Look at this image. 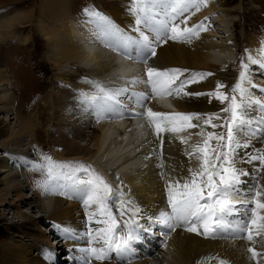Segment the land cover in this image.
<instances>
[{
	"label": "bare ground",
	"instance_id": "obj_1",
	"mask_svg": "<svg viewBox=\"0 0 264 264\" xmlns=\"http://www.w3.org/2000/svg\"><path fill=\"white\" fill-rule=\"evenodd\" d=\"M42 2L40 10L46 13L52 19L50 23L54 24L49 30L45 27V20L36 18L38 31L47 44L45 58L52 70L48 123L51 126L52 122V131L58 134L65 148L62 154L54 153L53 158L57 161L63 160L65 158L63 153L66 152L72 153L70 157L74 158L71 160L91 161L101 171L100 174L106 175L107 181L114 189L122 190L126 198L139 205L145 215L158 214L159 211L167 208L168 179L188 175V169L199 167L196 155L189 156L188 153L192 152L193 144L202 141L203 138L196 135L201 129H189L178 134L165 132L158 138L152 127L149 131L146 129L143 124L144 118L137 114L134 118L130 117L131 111L138 112L130 101H124L126 110L121 116L98 118L95 111L82 103V96L84 93L91 95L95 91L91 82L101 83L107 87H121L126 80L133 77L146 80L147 67H157L162 70L181 68L189 71L180 79L188 78L194 72L212 73V75L188 85L185 91L192 95L158 97L147 102L149 107L165 112L226 115L220 110L227 102L222 104L207 95L216 90L218 83L225 85V88L221 89L222 92L231 95V88L235 84L234 78L227 70L232 65V56L237 51L236 45L227 44L222 40L224 37H218L207 20L208 12H215L217 6L214 1L209 0L206 7H202L189 19L188 26L202 22L207 28V31L200 32L198 38L193 37L191 42L169 40L167 43H162L157 47L156 56L149 57L147 64H141L128 61L124 55L116 53L112 48H106L97 38V28L89 22V17L80 16L76 19L73 14L69 15L67 0ZM115 2L117 4L111 9H105L97 4L96 10H101L123 31L136 35L132 31L135 20L129 12L130 7L127 6L130 0ZM7 11L8 9L0 6V56L11 45L20 44L19 40L16 41L19 13L14 11L9 15ZM79 14L85 12L77 15ZM261 45L262 43L257 39L251 41L253 57L257 56ZM245 64L251 68L260 66L250 62ZM71 66L77 67L78 70V73L71 72L73 76L76 75L73 80L69 70ZM2 67L0 59V115L7 117L10 135L6 141L0 142V151L3 154V157H0V208L8 210V213L14 217L17 216L19 221H8V226L14 229V238L17 239L14 244L4 247L0 253V264H68V261H72V256L77 258L74 264H84L82 259L84 254L79 251L88 247L84 233L89 227H96L94 223L88 222L86 213L91 209H86L82 199L76 196L50 195L44 192H35L31 196L27 194L31 191L32 185L28 181L26 171L30 166L29 162L37 163L35 159L38 158L31 159L34 154L32 145L27 140L30 137L31 142L37 140L35 135L39 123L35 122L40 111L37 106V109L33 113L29 112L26 117L22 110L14 106L16 100L11 89L15 87L13 81L16 75L10 69L4 70ZM262 68L264 71V67ZM256 75L259 79H264V74ZM253 80L258 87L252 89V95L264 102V91H261L264 82ZM141 85H136L135 89L142 91ZM196 93H205V95H196ZM46 98L43 97L40 103L46 105L49 102ZM248 116L251 123L245 125L240 134L241 144L246 143L247 147L238 148L236 155L237 167L248 173L247 176L242 177L245 183L241 186L245 189L257 182L259 185H264V167L261 166L260 161L250 159L264 149V122H262L264 108L254 105L248 109ZM213 122L220 123V121ZM193 123L202 124V121H193ZM49 129L50 127H46L47 131ZM204 130L222 131L219 128L212 129L210 126H204ZM181 137L186 139L187 143H182ZM161 140H163L162 144ZM23 206L36 210L40 214L39 217L20 210ZM43 217L52 219L48 222L50 233L58 234V246H61L58 250H65L58 252L57 256L53 253L57 251L56 249L51 251L50 240L45 231L36 236L39 224L44 222ZM127 218L125 216L123 219ZM140 222L146 223L145 220ZM64 228L74 230L77 233L76 238H66ZM163 231L167 230L152 229L150 233H144L142 240L134 244L135 251L128 258L121 259L113 254L111 260L105 262L93 260L92 264H219L220 260H225L228 264H261V261H264V257L251 259V253L247 251L249 247H253L258 252L264 253L260 240H255L253 243L246 239L234 238L237 234L232 232L223 233L216 238H205L178 227L175 232L170 233L165 247ZM141 247L144 248L142 251ZM29 250H34L36 255H30ZM63 253L68 254L67 261L62 258Z\"/></svg>",
	"mask_w": 264,
	"mask_h": 264
},
{
	"label": "snow or ice",
	"instance_id": "obj_2",
	"mask_svg": "<svg viewBox=\"0 0 264 264\" xmlns=\"http://www.w3.org/2000/svg\"><path fill=\"white\" fill-rule=\"evenodd\" d=\"M208 3L209 0H130L129 12L135 20L132 31L136 35L123 31L107 15L94 8L84 12L89 22L96 26L101 43L127 59L147 64L149 57L156 56L157 47L162 43L169 40L191 42L193 37H199L200 32L207 31L202 22L190 27L188 21ZM248 60L264 67V42L257 56L249 54ZM240 69L231 95L221 91L225 85L220 83L214 92L207 93L222 104L227 102L220 110L226 114L224 116L220 113L157 111L146 103L156 97L192 95L185 91L186 87L212 73L194 72L190 77L180 79L188 69L147 67L146 80L133 77L121 87L91 82L95 91L91 95L84 93L82 103L95 111L98 118L121 116L126 110L124 101L128 100L142 109L136 114L146 118L158 138L165 132L178 134L200 128L196 135L203 139L193 144L192 152L188 153L189 156L196 155L199 167L188 169V175L168 179L167 208L152 216L145 215L139 205L127 199L122 190L114 189L91 165L80 161H57L49 155L41 156L42 163H32V169L44 175V179L37 181V188L50 195L80 197L85 208L91 209L86 213L88 222L96 227H89L84 233L88 247L79 249L84 254V264H92L93 260H111L113 254L121 259L128 258L135 251L134 244L152 229L167 230L162 232L165 247L170 233L178 227L205 238L232 232L237 234L234 238L253 243L255 237L264 233V185L257 182L250 188H243L242 177L248 173L238 168L236 162L237 149L247 147L246 143L241 144L240 134L243 127L251 123L248 109L254 105L264 108V102L252 95V89L258 86L253 83L249 65L242 60ZM141 84L146 90L137 91L135 86ZM193 121H202V124ZM204 126L222 131H205ZM181 142L187 143V140L181 137ZM250 159L260 161L264 167V149ZM125 216L128 218L123 219ZM237 216L240 218L235 219ZM141 220L146 223L142 224ZM63 232L66 238H76L77 233L70 228H64ZM247 251L253 260L264 257V253L253 247ZM219 264L228 262L220 260Z\"/></svg>",
	"mask_w": 264,
	"mask_h": 264
},
{
	"label": "rangeland",
	"instance_id": "obj_3",
	"mask_svg": "<svg viewBox=\"0 0 264 264\" xmlns=\"http://www.w3.org/2000/svg\"><path fill=\"white\" fill-rule=\"evenodd\" d=\"M42 1L44 0H0L1 8L8 9L6 12L7 14L14 11L15 13H19V21L17 20L18 23L16 24L17 27L19 26L16 33V41L19 40L18 42L20 44L11 45L3 55L1 54L0 59L3 66L2 68H4V70L10 69L12 73L16 75L13 81L15 87L11 89L16 100L14 106H16L18 110H22L26 117H28L27 115L29 112L33 113V111L37 109V106L39 107L38 110L40 114L38 113L39 117L35 122L39 123L37 126L38 129L36 130L37 135H35L37 140L31 142V137L27 140V142L32 145V153L34 154L31 159L38 157L35 159L37 163H42V155L54 157V153L62 154L61 152L65 151L58 134L51 129L52 122L51 126L50 123H48L50 122V78L52 76V70L50 63L47 62L45 58L47 54V44L45 38L38 31V20H36V18L41 21L45 20V27L49 28V30L50 26H54V24H51V18L40 10L39 7L42 6ZM115 1L116 0H67L69 15L73 14L76 19L80 16L88 17L86 14H77L84 12L85 9H96L97 4L105 9H111L117 4ZM213 1L217 6V10L215 12H208L210 16L207 18L210 22L211 29L217 33L218 37H224L222 40L227 44L234 43L236 45L237 51L234 54L235 56L237 53L241 55L240 58L236 60L234 58L235 56H232V65L227 70L234 78V83H236L241 71V61L243 60L244 63H248V55L251 54L253 56L250 46L251 41L257 39L261 43L264 42V0H211V2ZM127 6L130 7V2L127 3ZM239 6L240 8H238ZM98 11L102 12L101 10ZM29 19L30 21H28ZM249 69L252 80L257 79L256 82H264V79H259L256 75L264 74L261 66H257V68H251L249 66ZM22 70L24 71L22 72ZM69 70L73 80V77L76 78V75L73 76L71 72L78 73L77 67L71 66ZM253 72L255 74H253ZM82 73L84 74V71ZM45 96L49 99L46 105L40 103V100ZM7 120L5 115H0V142L6 141L10 135V125L8 124L9 121L6 122ZM46 127H50L49 131L46 130ZM63 154L65 158L60 161H79L70 160L74 158L70 157L72 153L69 154L65 152ZM0 157H3L2 151H0ZM29 164L30 166L32 165L31 162H29ZM30 166H28V171L26 172H28V181L32 185L31 191H28L27 194L31 196L35 192H43L41 189L37 188L36 184L38 180L44 179V175L42 172L34 171L32 167L30 169ZM91 166L97 172L101 173L95 165L91 164ZM102 175L107 179L105 174L102 173ZM20 210L32 216L37 215V217H39L40 215L36 210L29 209L27 206H23ZM43 219L44 222L39 224L36 236L41 235V233L45 231L50 240V246L52 247L51 251L52 249H56V252H52L57 256L58 252H63L65 250H58L61 247L58 246V234L50 233L48 222L52 219H48L47 217H43ZM8 221L18 222L19 218L8 213V210L0 208V253L4 247L14 244L17 239L14 238V229L8 226ZM19 246L22 248L21 245ZM28 253L32 256L36 255L34 250H29ZM67 255V253L66 255L63 253L62 258L65 259ZM156 255L157 253L153 256L155 257Z\"/></svg>",
	"mask_w": 264,
	"mask_h": 264
}]
</instances>
